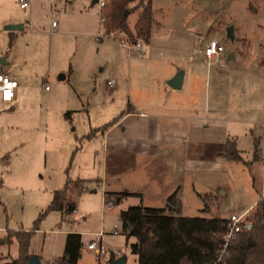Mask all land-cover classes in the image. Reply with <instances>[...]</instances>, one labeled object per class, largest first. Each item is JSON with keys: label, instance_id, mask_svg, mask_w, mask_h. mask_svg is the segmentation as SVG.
Here are the masks:
<instances>
[{"label": "rangeland", "instance_id": "374dc122", "mask_svg": "<svg viewBox=\"0 0 264 264\" xmlns=\"http://www.w3.org/2000/svg\"><path fill=\"white\" fill-rule=\"evenodd\" d=\"M138 1L131 0L129 5H137ZM70 7L64 12L70 20L62 34H54L51 29V21L57 22L56 14L46 12L48 20L43 25V37L22 30L9 48L8 38L3 40L5 50L2 51L11 60V70L16 72L27 65L28 75L32 77L26 76L28 86L15 108L0 106V238L4 235L6 239L10 235L6 232L16 228L31 230L28 253L44 261L61 256L67 232L80 233L85 244L100 231L104 233L102 244L108 251L125 257V264H136L128 249L134 240L125 241L118 212L135 205L162 207L163 193L156 191L147 179L154 176L151 160H145L140 166L133 156L126 159L114 154L120 142L114 141L115 136L119 137L116 133L123 128L125 137L128 121L119 120L112 131L101 134L104 131L101 127L120 118L130 103L125 51L102 37L96 3L89 7L88 0H72ZM151 10L153 20L166 24L165 27H188L196 34L199 45L215 38L223 46L222 62L232 74L244 64L254 67L264 53V0H151ZM139 11L138 7L127 14L130 30ZM77 17L81 19L79 23H76ZM228 25L232 26L233 40L225 36ZM120 36L128 42L124 35ZM32 44L35 45L33 54H26L25 46ZM40 45L43 50L38 51ZM60 73L67 76L59 80ZM110 76L115 78L112 87L105 84ZM209 84L203 88L199 104L202 107L207 103L210 114L212 87ZM66 111L68 119L64 118ZM251 117L253 121H264V104ZM90 130L94 136L80 140ZM255 134L263 139L260 130ZM164 155L161 153L162 158ZM240 156L244 163L230 161L211 172L203 162L197 170L182 169L179 174L174 172V164H169L174 159L167 155L166 177H180L173 183L181 189L179 215L224 218L231 213L237 215L241 207L258 199L262 164L256 160L248 164L244 152ZM160 173L161 170L157 176ZM191 180L198 192L196 198ZM65 185L74 211L62 215L58 210L48 209V205L52 192ZM104 189L125 195L118 203L102 208ZM252 210L244 215L246 220ZM112 229L117 234H110ZM16 245L14 239L11 244L0 245V256L15 258ZM80 255L78 264H94L91 252L82 248ZM100 258L102 261L105 257L96 260L100 262Z\"/></svg>", "mask_w": 264, "mask_h": 264}, {"label": "crops", "instance_id": "0c3cea01", "mask_svg": "<svg viewBox=\"0 0 264 264\" xmlns=\"http://www.w3.org/2000/svg\"><path fill=\"white\" fill-rule=\"evenodd\" d=\"M71 3L72 0H28L27 6L20 8L17 0H0V73L6 74L16 81L12 100L6 103L0 101V106L7 109L15 108L23 98L24 91L28 86L26 81L27 65L16 72L11 70L9 67L11 60L8 59L7 53L2 51L4 49L2 47L3 40L6 41L8 38L7 46L9 48L13 38L16 39L22 30L43 37L45 34L43 25H47L48 20L46 12L56 14L57 22L51 26V29L54 30L53 33H58L57 35L64 33L68 20H70V18H66L64 12L66 9L70 10ZM93 4H95L93 0H88L89 7H92ZM85 6L86 4H83L82 9H85ZM60 12L61 14L58 15ZM80 21L81 19L77 17L76 23ZM11 24H19L20 28H5L6 25ZM165 25L153 20L151 37L149 42L144 45L142 54H138L134 48L132 50V48L127 49L119 46L117 40L121 39L120 34L119 38L117 35L103 36L123 48L127 56L126 80L130 103L127 109L121 112L120 118L101 133L106 135L112 131L115 124L119 125L117 124L119 120L128 121L125 137L122 134L124 129L121 128L119 133H116L119 134V137L113 138L114 141H120L114 149L115 156H124L126 159L133 156L140 166L144 164L145 160H151L150 166L154 176L147 179L152 182L156 191L163 193L161 201L164 202L168 195L174 193L181 203L179 184L177 187L173 185L180 177L179 175H177L178 178L166 177L168 165L174 164V172L179 174L182 169L197 170L203 164L206 169L212 172L215 167H222L223 164L231 161L222 156L226 139L234 141L239 154L242 152L246 154V158L249 159L248 164L252 160L261 162L264 174L262 162L264 159V121H253L251 117L253 113L258 114L264 104V64L261 61L264 53L261 58L256 60L254 67L244 64L236 69L235 74H232L228 65L226 66L222 62L223 54L216 62L207 64L202 53L206 42L197 44L196 34L191 33L188 27L177 29L174 26L165 27ZM132 26L133 22L131 28ZM24 50H28L25 52L26 54H31L35 50V45H27ZM39 50H43L42 45L38 47ZM48 50L51 49L48 48ZM229 57L234 58L233 55H229ZM116 69L118 74L119 69ZM178 71H181L180 87L173 89L166 83ZM66 76L65 73H60L58 79H64ZM28 77L31 78L32 75L29 74ZM110 77L115 82L114 76ZM41 80L43 81L44 78L41 77ZM209 82V86L212 87L210 114L207 103L202 107L199 104L203 88H208ZM43 87L44 90L47 89V87ZM232 114L236 117H229ZM187 122L189 123L187 124ZM256 130L262 132V140H260V136H256L258 135L255 134ZM182 135L184 137H180ZM255 139H258L257 159L253 158ZM180 151L182 155L177 156ZM161 153H165L163 158ZM167 155L174 159L173 163L168 164ZM241 162L244 163L242 160ZM133 168L134 164L131 167L132 171ZM160 170V176H157ZM190 186L196 198L198 192L194 190L192 180ZM262 189L263 175L258 199L262 194ZM105 192H107L106 189L103 190L102 198ZM116 192L110 193L116 194ZM220 192L223 194L222 190ZM211 195L214 196L212 192ZM258 199L241 207L237 215L246 214L254 207ZM230 215H234V213ZM18 229L20 228L10 231ZM78 234L82 243L81 234ZM9 244H11V240ZM35 257L38 258L40 264H50L55 260L43 261L40 257ZM80 257L81 255L76 264ZM15 258L8 255L0 256V263L5 259ZM96 258L98 257L94 256V264L98 263ZM105 259L106 257L101 261L100 258L99 264H105Z\"/></svg>", "mask_w": 264, "mask_h": 264}, {"label": "trees", "instance_id": "16d2710c", "mask_svg": "<svg viewBox=\"0 0 264 264\" xmlns=\"http://www.w3.org/2000/svg\"><path fill=\"white\" fill-rule=\"evenodd\" d=\"M130 2L131 0H104V6L100 9L103 36L122 34L129 43L139 40L146 45L151 37L153 22L151 0H139L134 6H130ZM138 7L140 11L130 30L126 24L127 14ZM261 61L264 62V57ZM64 117L68 119V112L64 113ZM117 119L101 128L105 130ZM90 131L80 140L90 139L94 135L93 130ZM257 145L258 139H255L254 159H257ZM222 156L226 160H241L232 139L225 140ZM111 195L110 192L104 193L107 199ZM123 195L125 194L119 193L112 196V204L118 203ZM180 205L176 195L171 193L162 207L135 205L118 212L125 241L134 239L128 249L135 257L136 264H264V174L262 194L250 217L247 220L244 217L240 222L241 229L234 234L222 252L220 236L226 231L227 219L181 216ZM48 209L58 210L62 215L74 210L66 185L52 192ZM7 233L10 235L6 239L3 236L0 245L9 244L14 239L17 257L5 259L0 264H28L27 260L31 256L28 245L32 231L18 229ZM81 246L80 235L77 232H67L61 256L50 264H76ZM113 260L112 255H109L105 264H110Z\"/></svg>", "mask_w": 264, "mask_h": 264}, {"label": "built area", "instance_id": "2783aa9c", "mask_svg": "<svg viewBox=\"0 0 264 264\" xmlns=\"http://www.w3.org/2000/svg\"><path fill=\"white\" fill-rule=\"evenodd\" d=\"M20 8H25L28 4V0H17ZM95 3L98 5V18L99 22L102 21L100 17V9L104 6V0H95ZM55 22H51V26H54ZM103 37V35H102ZM96 39H101L99 36H95ZM119 46L123 48H134L138 54H142L144 51V45L141 41L137 40L132 43H125L123 40H117ZM202 53L207 61V64L210 62H216L219 56L223 53V46L217 42L215 38H210L202 48ZM114 79L112 77L106 80V86L110 87L113 85ZM16 87V81L6 74L0 73V101L1 102H10L14 95V88ZM46 88V86H45ZM7 94V95H6ZM264 127V124H263ZM112 199H107L103 196L101 207L104 208L106 204H111ZM74 211V210H73ZM72 211V212H73ZM244 213L240 215H230L227 218L226 222V231L220 236L221 239V252L224 250L226 244L233 238L234 234L238 232L242 225L240 222L243 220ZM110 234H117V231L112 229ZM103 232H97L94 235V238L86 242L81 246L85 251L91 252L95 257H107L112 255L113 258H118V253L108 251L105 246L102 244Z\"/></svg>", "mask_w": 264, "mask_h": 264}, {"label": "water", "instance_id": "95a60500", "mask_svg": "<svg viewBox=\"0 0 264 264\" xmlns=\"http://www.w3.org/2000/svg\"><path fill=\"white\" fill-rule=\"evenodd\" d=\"M6 29L20 28L19 24L6 25ZM225 36L229 40H233V29L231 25L225 27ZM181 83V71L176 72L168 81L167 85L173 89H178ZM28 264H40L39 260L35 256H30L27 260ZM110 264H125V257H118L114 259Z\"/></svg>", "mask_w": 264, "mask_h": 264}, {"label": "snow or ice", "instance_id": "6c2138e0", "mask_svg": "<svg viewBox=\"0 0 264 264\" xmlns=\"http://www.w3.org/2000/svg\"><path fill=\"white\" fill-rule=\"evenodd\" d=\"M7 95V94H6Z\"/></svg>", "mask_w": 264, "mask_h": 264}]
</instances>
